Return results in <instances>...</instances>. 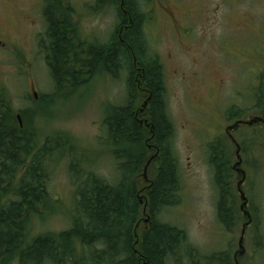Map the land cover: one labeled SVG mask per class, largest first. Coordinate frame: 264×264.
Masks as SVG:
<instances>
[{
	"label": "rangeland",
	"instance_id": "obj_1",
	"mask_svg": "<svg viewBox=\"0 0 264 264\" xmlns=\"http://www.w3.org/2000/svg\"><path fill=\"white\" fill-rule=\"evenodd\" d=\"M58 1L82 42L111 40L118 23L113 7L99 8L96 0ZM46 6V0H0V99L16 114L27 112L25 124L39 141L69 137L81 153V169L115 183L103 122L109 104L123 103L126 76L97 72L85 76L76 91L71 84L58 91L46 60ZM145 9L147 37L165 69L182 182L181 202L164 208L159 219L186 230L188 241L208 257L227 252L234 264H264V0H151ZM233 108L242 115H232ZM220 138L233 157L244 220L231 231L218 218L219 192L209 161V143ZM67 160L54 154L48 183L53 201L27 215V245L72 227L82 182ZM9 264L21 263L16 258Z\"/></svg>",
	"mask_w": 264,
	"mask_h": 264
},
{
	"label": "trees",
	"instance_id": "obj_2",
	"mask_svg": "<svg viewBox=\"0 0 264 264\" xmlns=\"http://www.w3.org/2000/svg\"><path fill=\"white\" fill-rule=\"evenodd\" d=\"M150 1L96 0L97 7L110 5L117 11L118 23L108 43L89 44L82 42L77 26L63 13V4L46 0V60L58 91L70 84L76 91L85 76L97 72L126 76L124 101L109 104L103 122L118 180L112 183L91 169L82 170L81 153L69 137L39 141L25 124L27 112H20L21 126L19 113L0 99V264L16 258L21 264H181L183 258L188 264H234L227 252L203 254L188 241L186 230L159 219L164 208L181 202L182 182L165 69L146 33L150 18L145 6ZM230 113L241 116L242 110L233 108ZM209 144L219 192L218 218L231 231L244 221L233 184V157L222 138ZM56 153L70 159L72 172L82 182L72 227L57 235H41L27 245L23 242L27 215L53 201L48 183ZM152 157L147 188L143 174ZM141 193L148 200L147 224Z\"/></svg>",
	"mask_w": 264,
	"mask_h": 264
},
{
	"label": "water",
	"instance_id": "obj_3",
	"mask_svg": "<svg viewBox=\"0 0 264 264\" xmlns=\"http://www.w3.org/2000/svg\"><path fill=\"white\" fill-rule=\"evenodd\" d=\"M1 43V42H0ZM35 96H37V93L35 92ZM147 100L144 102V104H143V108H142V111L144 110V107L147 105ZM18 118H19V121H20V125L22 126V120H21V116H20V114L18 115ZM154 159V157H152L149 161H148V163H147V166H146V168H145V170H144V174H143V176H144V179H145V181L147 182V188H150L151 187V180H148V177H147V172H148V166L150 165V163H151V161ZM244 199H246L245 197H243ZM146 199V198H145ZM140 202L141 203H144V201H143V197L142 196H140ZM247 202H245V204H246ZM147 206H148V202L147 203H145V205H144V214H145V216H146V218H145V222H149V220H150V218H149V216H148V213H147ZM248 217L250 218V220L248 221V222H246V225H248V224H250L251 223V221H252V218H251V215L248 213ZM246 227V226H245ZM245 231V230H244ZM241 242H242V240L240 241V244H241ZM242 246V245H241Z\"/></svg>",
	"mask_w": 264,
	"mask_h": 264
},
{
	"label": "flooded vegetation",
	"instance_id": "obj_4",
	"mask_svg": "<svg viewBox=\"0 0 264 264\" xmlns=\"http://www.w3.org/2000/svg\"><path fill=\"white\" fill-rule=\"evenodd\" d=\"M0 42H1V40H0Z\"/></svg>",
	"mask_w": 264,
	"mask_h": 264
}]
</instances>
